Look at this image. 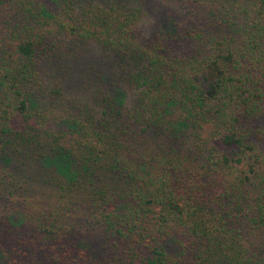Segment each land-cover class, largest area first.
Instances as JSON below:
<instances>
[{
  "label": "trees",
  "instance_id": "1",
  "mask_svg": "<svg viewBox=\"0 0 264 264\" xmlns=\"http://www.w3.org/2000/svg\"><path fill=\"white\" fill-rule=\"evenodd\" d=\"M196 2L146 34L130 0H0V196L41 204L0 264H264V0ZM68 46L110 62L76 111Z\"/></svg>",
  "mask_w": 264,
  "mask_h": 264
},
{
  "label": "rangeland",
  "instance_id": "2",
  "mask_svg": "<svg viewBox=\"0 0 264 264\" xmlns=\"http://www.w3.org/2000/svg\"><path fill=\"white\" fill-rule=\"evenodd\" d=\"M188 2H191V0H130V6L137 7L140 10V28L144 33L151 34L157 32L158 23L162 20H174L182 23L194 20L195 17L190 13L187 14V11L184 8V6L188 5ZM206 2L207 0H197L196 4H200L198 7L200 9V14L207 10L206 8L201 9ZM68 48L72 50L75 55L73 56V54L70 53L64 60V62L68 61L66 62L65 68L69 67L71 70H67V72L64 73L65 68L61 69V75L59 76L60 80L56 77H51L49 79L51 86H60L59 90L61 93L60 95H56V97H60L52 104L56 110L60 111H63V109H74L76 111L87 105V100L91 96V82L94 80V77L101 74L105 79V72L110 73V62L108 61V58L95 47H81L80 49H75L74 47L68 46ZM48 85L49 84L47 83L44 87L47 89V92L49 90ZM49 98L50 96L48 99ZM3 196H5L4 193L0 197ZM13 197L16 201V209L11 208L12 211L8 210L9 207L4 206L5 197L1 199L0 220L7 218L5 215H9L14 210L20 212H32V206L37 204L41 205L39 203L29 202L30 200L27 199L25 195L16 194V196ZM13 207L15 206L13 205ZM77 239H86L90 246L98 249L103 242V237L100 233L93 232L82 224L78 229Z\"/></svg>",
  "mask_w": 264,
  "mask_h": 264
}]
</instances>
